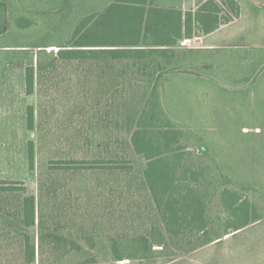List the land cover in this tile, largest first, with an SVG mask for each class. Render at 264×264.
<instances>
[{
  "label": "trees",
  "instance_id": "16d2710c",
  "mask_svg": "<svg viewBox=\"0 0 264 264\" xmlns=\"http://www.w3.org/2000/svg\"><path fill=\"white\" fill-rule=\"evenodd\" d=\"M16 1L0 0V79L10 68L22 69L28 94L32 95L36 84L52 76L62 64L78 63L97 65L101 79L117 90L129 83L137 87L133 95L119 102L121 105L112 104L106 118L115 112L122 118L115 127L131 137L135 153L148 161L145 182L176 250L192 253L262 219L255 214L252 217L249 201L240 195L252 186L246 180L238 181L232 167L221 163L212 140L195 130L200 124L191 122L183 113L179 98L185 94L184 87L193 83L213 87L222 97L227 93L220 110L227 108L229 117L233 108L247 107L252 85L263 72L253 78L250 64L241 61L250 53L234 55L232 51L236 49L231 48L227 62L220 64V60L207 56L217 50L180 56L175 49L183 39L210 36L241 20L242 0H198L196 8L189 5L185 11L181 7H161L157 0H113L91 12L68 3L69 0H46L58 5L52 11L70 7L72 28L77 22L70 40L65 38L61 43L52 41L53 33H47L38 42L24 37L39 22L29 15L30 7L17 5ZM259 2L264 5V0ZM257 10L264 13V6ZM260 31L256 21L248 31L245 29L249 34ZM50 47L61 50L47 53ZM36 48L41 50L33 54ZM123 92L117 94L124 97ZM30 111L28 123L33 128L34 107ZM117 143L124 149L126 139ZM196 145L203 154L200 162L193 161L191 148ZM106 146L111 157L92 163L75 159L51 161L48 174L39 179L40 203L26 186L0 180V238L6 242L11 238L9 249L12 242L20 246L22 257L15 264H89L92 257L95 259L91 249L108 251L93 236L73 232L59 208L68 185L62 184L61 176H67L71 183L82 170L115 173L132 169L127 157L111 145ZM31 166L34 168L33 160ZM220 202L224 215L215 217L213 207ZM44 203L50 207V213L38 216V207ZM155 240L154 243L151 237H141L128 245L113 240L110 260L148 258L156 247L174 250L168 241ZM105 255L109 257V253Z\"/></svg>",
  "mask_w": 264,
  "mask_h": 264
},
{
  "label": "rangeland",
  "instance_id": "374dc122",
  "mask_svg": "<svg viewBox=\"0 0 264 264\" xmlns=\"http://www.w3.org/2000/svg\"><path fill=\"white\" fill-rule=\"evenodd\" d=\"M108 1L69 0L68 3L81 5V10L89 11L91 6H104ZM197 1L189 0L187 9L189 5L196 8ZM160 3L168 5L170 0H160ZM16 4L30 7L29 15L39 22L38 27L32 28L24 37L38 42L47 33H53L52 41L55 43L72 37L77 22L72 28L70 7L61 6V11H52L58 5L46 0H18ZM242 5L243 17L236 20L230 29L237 34L227 37L232 34L230 30H225L218 39L219 45L225 44V48L220 47L207 56L220 60V64L227 62L230 52L227 40L233 45L231 48L236 49L232 51L234 55L253 54L252 59L249 54L241 61L250 64L253 78L263 72L257 83L255 81L252 85L247 107L233 108L229 117L227 108L220 110L227 93L224 92L222 97L213 87L193 83L184 87L185 94L179 98L183 103V113L191 118V122L200 124L195 130L206 133L207 138L212 140L221 163L232 167L238 181L246 180L252 186L251 190H243L240 195L249 201L252 217L255 214L262 219L189 254L171 245L170 240L173 239L165 231L162 217L145 182L148 161L135 153L130 145L131 137L122 128L115 127L118 119L122 118H118L116 112L106 118V111L112 104L121 105L119 102L133 95L137 89L130 85L128 78L124 82L129 84L119 87L124 91V97H121L117 94L120 90L101 79L97 65L64 63L52 76L38 82L34 94L29 95L22 69L10 68L4 72L0 79L1 181L26 186L40 203L39 179L48 174L53 160L75 159L92 163L111 157L106 150V145H111L116 148L114 151L130 161L132 169L115 173L82 170L71 183L67 176L60 177L63 185L68 183L65 197L59 200L62 218L77 235L93 236L108 250L91 249L95 259L92 257L93 261L89 264H264V13L257 10L264 5H260L259 0H242ZM253 21L261 28L257 34L245 32ZM202 44L198 39L181 40L176 51L183 56ZM39 50L36 48L32 53ZM46 50L47 53H58L61 49L50 47ZM30 107H34L35 112L33 128L28 123ZM206 121H213L214 124H204ZM122 138L126 139L124 149L123 146L119 148L117 143ZM191 151L194 153L193 161L200 162L203 157L200 146L192 147ZM6 204L9 203L6 201ZM213 212L215 217L224 215L221 202L214 204ZM42 213H50L46 203L38 207V216ZM141 237H151L153 241L166 240L174 250L156 247L148 258L135 257L121 262L110 260L113 240L128 245ZM9 239L6 242L3 237L0 238V264H15L17 258L22 257L19 245L12 242L13 246L10 249L7 247L11 242Z\"/></svg>",
  "mask_w": 264,
  "mask_h": 264
},
{
  "label": "crops",
  "instance_id": "0c3cea01",
  "mask_svg": "<svg viewBox=\"0 0 264 264\" xmlns=\"http://www.w3.org/2000/svg\"><path fill=\"white\" fill-rule=\"evenodd\" d=\"M112 1L113 0H109L104 5H108ZM188 2H189V0H170V3H168V5H165V4H161L160 0H157L156 4L160 5L161 7H167V8L176 7L178 9H180V7H181V9L183 11H185L187 9ZM91 7H92V10H89L90 12L94 11V9H95V6H91ZM233 24H234V22L229 26H223L220 30H218L216 33H214L210 36L195 37L194 39H191V40H195V39L201 40L203 44H202V46L194 48V49H190L187 52H193L194 53V52L201 51V53H202V52H205L208 50H218V49H220V47H222V49L225 48V44H222V46L219 45L220 41L218 39H220V34L225 32V30L228 31V30L232 29L234 27ZM230 33L232 35H229L227 37H233L237 34L236 32H233L232 30H230ZM183 41H190V39H183ZM221 43H223V42L221 41ZM227 43L230 44V46H228V48L231 49V47L233 45H231L229 40H227ZM175 49H176V47H175ZM194 54H196V53H194Z\"/></svg>",
  "mask_w": 264,
  "mask_h": 264
}]
</instances>
